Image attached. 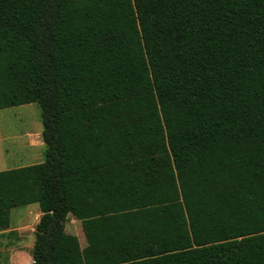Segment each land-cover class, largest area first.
Returning <instances> with one entry per match:
<instances>
[{"label":"trees","instance_id":"trees-1","mask_svg":"<svg viewBox=\"0 0 264 264\" xmlns=\"http://www.w3.org/2000/svg\"><path fill=\"white\" fill-rule=\"evenodd\" d=\"M32 102L31 264H264V0H0V109Z\"/></svg>","mask_w":264,"mask_h":264},{"label":"rangeland","instance_id":"rangeland-1","mask_svg":"<svg viewBox=\"0 0 264 264\" xmlns=\"http://www.w3.org/2000/svg\"><path fill=\"white\" fill-rule=\"evenodd\" d=\"M42 129V112L37 102L0 109V170L28 164L29 160L24 156L27 149L24 143L25 136H38L42 133ZM31 206H38V204L34 203ZM27 208L28 206L14 207L11 215L12 222L25 220V214L17 216L16 212L24 213ZM67 223L68 228L66 230L76 234L84 246L86 238L81 222L73 216H69ZM31 237L35 241L34 233Z\"/></svg>","mask_w":264,"mask_h":264},{"label":"crops","instance_id":"crops-1","mask_svg":"<svg viewBox=\"0 0 264 264\" xmlns=\"http://www.w3.org/2000/svg\"><path fill=\"white\" fill-rule=\"evenodd\" d=\"M24 143L27 147L24 156L29 160L26 165L39 163L44 160L45 143L42 139V133L35 137L26 135ZM20 166L24 165H19L18 167ZM32 204L25 205L28 208L24 213L16 212L17 216H21V214L26 216L25 220H18L16 223L11 220L13 208L11 209L10 226L0 231V264H31L33 260L31 252L35 242L31 236L32 233L35 234L36 224L42 215L39 204L37 203L38 206H31ZM67 228L68 223L66 224Z\"/></svg>","mask_w":264,"mask_h":264},{"label":"water","instance_id":"water-1","mask_svg":"<svg viewBox=\"0 0 264 264\" xmlns=\"http://www.w3.org/2000/svg\"><path fill=\"white\" fill-rule=\"evenodd\" d=\"M46 146V145H45Z\"/></svg>","mask_w":264,"mask_h":264}]
</instances>
